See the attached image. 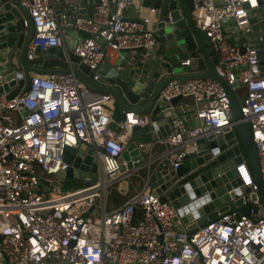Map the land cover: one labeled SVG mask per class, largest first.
<instances>
[{"label": "built area", "instance_id": "built-area-1", "mask_svg": "<svg viewBox=\"0 0 264 264\" xmlns=\"http://www.w3.org/2000/svg\"><path fill=\"white\" fill-rule=\"evenodd\" d=\"M20 1L35 28L30 62L61 49L70 68L84 64L99 80L103 62L123 61L129 51L149 58L157 46L150 22L128 14L133 0ZM194 4L195 23L217 52L218 73L232 90L245 94L241 111L264 181V78L257 51L245 39L257 0ZM136 86L143 87L141 78ZM178 97L179 105L173 106ZM113 102L110 94L88 89L73 74H34L27 92L10 100L0 93V264H264V207L247 161L236 165L235 179L247 189L243 205L251 206L250 213H218L189 236L178 209L161 201L149 178L121 169L133 127L153 122L150 115L130 112L116 133L110 128ZM155 106L172 134L139 147L153 158L154 146L161 144L165 149L159 157L174 168L192 151L194 140L213 141L234 129L227 92L212 79L172 81ZM81 145L94 150L99 176L84 188H61L53 178L70 167L67 149ZM133 177L141 180L140 188L108 210L109 188Z\"/></svg>", "mask_w": 264, "mask_h": 264}, {"label": "water", "instance_id": "water-1", "mask_svg": "<svg viewBox=\"0 0 264 264\" xmlns=\"http://www.w3.org/2000/svg\"><path fill=\"white\" fill-rule=\"evenodd\" d=\"M136 1L139 5L137 17L150 22L157 39L154 53L145 58L138 69L141 74L138 78L143 80L142 88L136 86L138 75L122 67L118 61L103 62L97 72L99 80L93 79L94 73L84 64L70 68L61 49H49L40 53L35 62H30L27 51L35 28L29 11L20 0H0V59L6 61L5 71L0 76V88L10 100L28 91L34 74H73L88 89L113 97L110 128L116 133H120L117 124L127 120V113L150 115L153 124L133 127L132 142L119 159L121 169L149 178L161 201L172 202L178 209L189 236L217 219L218 213L229 210L250 213L251 206L243 205L247 189L240 187V180L235 179V167L243 160L252 170L257 195L264 207V181L252 130L243 117L238 92L229 87L216 69V50L207 34L195 23L194 0ZM257 3L258 7L251 12V27L245 39L257 51L264 78V0H257ZM245 7L249 8V3ZM25 20L28 27L24 26ZM82 35L87 36V33L82 32ZM231 43L234 44L235 39ZM103 52L105 54L106 50ZM72 59L79 61L74 55ZM192 79H212L223 86L233 113V131L213 141L194 140L192 151L177 168L160 157L146 158L137 136L144 133L148 141L154 143L172 134L165 115L160 107L155 106L160 92L172 81ZM181 99L172 100V105L178 106ZM65 162L70 167L58 175L59 179L85 178L91 184L96 182L99 167L90 146L67 149ZM128 189L131 190L130 184Z\"/></svg>", "mask_w": 264, "mask_h": 264}, {"label": "crops", "instance_id": "crops-1", "mask_svg": "<svg viewBox=\"0 0 264 264\" xmlns=\"http://www.w3.org/2000/svg\"><path fill=\"white\" fill-rule=\"evenodd\" d=\"M138 11H139V5H138L136 0H133L132 6H131L130 10L128 11V14L132 18H135V17H137ZM154 50H153V53H154ZM144 59H145L144 52H142V51H129L126 53V59L123 61H120V65L122 67L126 68L131 73L135 72V75H138L137 76V79H138V77H140L139 75H141L140 71L138 69L143 65L142 63H143ZM5 65H6V61L0 59V73L5 71V68H4ZM0 76H1V74H0ZM0 93L6 94L2 91V88H0ZM242 93L243 92H241V91L238 93L240 98H241V101H243L242 97H241ZM184 100H187V99H184ZM112 108H113V106L110 105V109H112ZM136 138H137V140H139V143L145 145V148L151 147L152 143L148 141V139L144 133H141ZM164 149H165V147L162 146L161 144L155 145L153 148V152H152L153 155L152 156L153 157H159L163 153ZM135 179H136V177L135 178L133 177V178L129 179V181L127 183L126 182L122 183L121 189H123L124 191H127L128 184H130L131 185V193H135L139 189L138 186L141 185V180L138 177H137V179L140 182L136 181Z\"/></svg>", "mask_w": 264, "mask_h": 264}, {"label": "rangeland", "instance_id": "rangeland-1", "mask_svg": "<svg viewBox=\"0 0 264 264\" xmlns=\"http://www.w3.org/2000/svg\"><path fill=\"white\" fill-rule=\"evenodd\" d=\"M242 100H244L245 98V94L242 93ZM145 154L147 155V153L145 152ZM146 158H148V155L146 156ZM54 180H57L59 182V186L61 188H69L71 190H76L79 188H84L88 185H90V181L88 179L85 178H72V179H59L58 177H54ZM136 181H139L137 178L135 179ZM140 182V181H139ZM120 187V184H116L112 187L109 188V193L112 192L113 189H118ZM114 207H112V205H110V203L108 204V210L112 209Z\"/></svg>", "mask_w": 264, "mask_h": 264}, {"label": "trees", "instance_id": "trees-1", "mask_svg": "<svg viewBox=\"0 0 264 264\" xmlns=\"http://www.w3.org/2000/svg\"><path fill=\"white\" fill-rule=\"evenodd\" d=\"M130 192L131 190L127 189V191H124L123 189H121V187H119L118 189H113L112 192L109 193L108 198L110 205H112V207L114 208L123 205ZM139 216H141V213L139 214Z\"/></svg>", "mask_w": 264, "mask_h": 264}, {"label": "bare ground", "instance_id": "bare-ground-1", "mask_svg": "<svg viewBox=\"0 0 264 264\" xmlns=\"http://www.w3.org/2000/svg\"><path fill=\"white\" fill-rule=\"evenodd\" d=\"M254 2V1H253Z\"/></svg>", "mask_w": 264, "mask_h": 264}]
</instances>
